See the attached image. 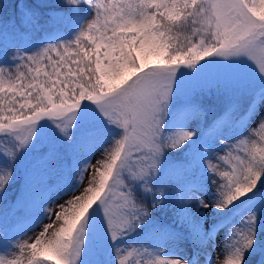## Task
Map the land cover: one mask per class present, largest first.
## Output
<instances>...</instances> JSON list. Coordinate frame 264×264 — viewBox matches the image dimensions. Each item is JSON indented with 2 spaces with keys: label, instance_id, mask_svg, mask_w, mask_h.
Returning <instances> with one entry per match:
<instances>
[{
  "label": "snow or ice",
  "instance_id": "6c2138e0",
  "mask_svg": "<svg viewBox=\"0 0 264 264\" xmlns=\"http://www.w3.org/2000/svg\"><path fill=\"white\" fill-rule=\"evenodd\" d=\"M68 3L87 4L96 17L88 27L91 35L81 32L76 37L78 49L82 39L90 40L91 47L85 45V50H78L70 58L73 66L65 68L68 58L60 54V46L49 45L35 55L17 52L12 57L18 62L17 74L7 87L2 74L12 68L0 67V134L15 137L16 151L28 145L35 125L44 118L60 120L56 122L58 129L69 136L74 113L85 100L94 103L109 124L123 130L122 137L114 143L115 150L110 147L105 151L106 159L96 162L92 186L60 206L34 243L18 244L22 250L30 248L33 255L42 249L54 264H76L81 254L82 223L96 202L105 209L113 240L131 220L147 217V210L133 199L130 185L121 179V173L126 172L132 180H145L155 174L162 147L176 148L180 140L191 138L192 134L182 132L180 140L169 137L168 143H160V115L167 106L178 62H184L185 53L193 57L188 59L187 67H195L206 56L247 57L264 75V0H109L108 3L68 0ZM24 17L33 22L28 10ZM174 22L191 25L192 36L186 47L178 46V37L169 26ZM53 51L60 56L59 60L47 56ZM41 57L51 65V71L43 72L42 78L38 67ZM21 68H26L27 73L21 72ZM22 131L26 133L24 138ZM259 142H264V121L228 152L227 159L235 161L231 171L221 172L218 164L209 162V170L215 175L219 173L224 182L225 206L248 195L264 176V148L239 154L241 145ZM233 151L237 155L232 156ZM6 154L15 158L12 151ZM225 159L219 157L220 161ZM9 179L10 173L0 176V191ZM148 190L145 184V191ZM54 228L55 240L41 239ZM239 242L236 252L218 264H242L243 251L254 243L251 222ZM131 254L128 252L127 257ZM117 255L119 264H126V255L121 257L119 250ZM163 264L183 262L172 260Z\"/></svg>",
  "mask_w": 264,
  "mask_h": 264
},
{
  "label": "rangeland",
  "instance_id": "374dc122",
  "mask_svg": "<svg viewBox=\"0 0 264 264\" xmlns=\"http://www.w3.org/2000/svg\"><path fill=\"white\" fill-rule=\"evenodd\" d=\"M34 1L44 6L57 0ZM101 2L108 3L109 0H101ZM15 3L17 8H24L27 5L25 0H16ZM95 18V12L91 10L83 17L79 29L70 38L58 41L46 39L37 48L23 50L20 55H35L49 45H59L60 54L68 58L65 68L71 67L73 65L70 58L76 56V37L81 32L85 36H90L88 27ZM32 21L34 26L40 29L39 23L33 18ZM174 24L170 27L174 36L178 37V46L186 47L188 38L192 36L191 25H182L180 22H174ZM33 34L35 37H45V33ZM82 45L90 48L91 42L88 39H82ZM47 56L55 60L60 58L56 51L47 53ZM190 58L193 57L185 53L184 62H178L179 67L173 78L169 101L160 115V143L162 145L168 143L169 137L180 140L182 132L192 134L191 138L187 141L180 140V146L176 148L162 147L155 174L148 176L145 180H132L126 172L121 173V179L130 185L132 197L134 192L138 191L146 197H151L156 205L161 204L165 197L150 193L155 180L167 168L171 151L178 150L193 154L194 150L198 149L196 170L174 178L175 182L182 184L179 188L180 197L174 198L183 209L182 225L178 230L166 233L162 238L153 241V251H143L135 246L127 245L122 236L132 233L131 229L134 226H142L144 229L153 227L154 218L148 214L139 221L131 220L130 225L121 229V234L113 240L105 209L100 202H96L90 207L82 223L81 254L76 264H119L117 250L121 257L124 255L127 257L128 252L132 253L126 258V264H131V261H141V264H163L165 261L172 260L182 261L183 264H218L219 261L228 259V255L235 253L240 247V236L247 231L250 222L254 243L249 250L243 251L242 264H264L259 249L260 246H264V191L257 199L248 200L242 203L240 208L235 209L249 195L264 186V176L257 180L248 195L225 206L222 195L224 182L219 178V173L215 175L208 167L211 162L218 164L221 172L231 171L235 161L227 159L228 152L239 140L248 138L252 130L258 128L264 121V75L247 57L225 59L219 56H206L199 60L195 67H187V61ZM17 63L12 58L6 65L0 64V67L12 68L11 72L5 70L2 74L5 87L11 80H15ZM33 67L34 69L37 67L36 62ZM38 67L41 70V78L43 72L51 71V65L45 57L39 58ZM20 71L27 73L28 70L21 68ZM32 74L35 75V71ZM253 95L257 97L255 105L241 128H233L226 124L216 134L202 138L203 126L208 119L217 114L216 112L206 113L199 106L202 101L217 106L216 111H219L233 102L251 98ZM188 104H195L196 110L186 114L167 128L169 114L174 109ZM56 122L49 118L38 121L30 142L19 151L15 149L18 142L13 135L0 134V176L10 173V179L3 191H0V260L3 264H9L13 260L20 261V264H33L36 257L46 254L41 249L33 255L30 248L22 250L18 244L34 243L44 226L54 219V214L60 206L65 205L73 196L82 195L87 187L92 186L96 162L105 160L107 156L105 151L110 147L114 151L115 141L123 135L122 129L109 124L97 106L87 100L82 101L74 113L73 126L68 130L71 139L60 132ZM92 133L104 136L101 146L78 148L80 139L85 134ZM25 136L26 133L22 131L21 138ZM261 148H264V142L241 145L239 154L242 155L249 149L254 151ZM7 151H12L15 158L9 157L6 154ZM235 155L237 152L233 151L232 156ZM223 156L226 159L220 161L219 157ZM67 162L73 165L67 168L65 165ZM35 165L49 166V172L45 178L47 183L43 186L48 191L47 195L34 209L9 214L12 202L20 193H24L25 189L33 185L30 179L34 178ZM98 181L97 176L96 184ZM108 183L111 185L112 180L109 179ZM145 184L148 191H145ZM34 185L37 186L36 183ZM114 190L118 191V189ZM227 213H230L229 219L221 220L220 217ZM56 230V228L49 230L41 239L55 240Z\"/></svg>",
  "mask_w": 264,
  "mask_h": 264
},
{
  "label": "trees",
  "instance_id": "16d2710c",
  "mask_svg": "<svg viewBox=\"0 0 264 264\" xmlns=\"http://www.w3.org/2000/svg\"><path fill=\"white\" fill-rule=\"evenodd\" d=\"M15 1L0 0V64L2 65H6L17 52L22 54L23 50L37 48L39 43L44 42L45 39L58 41L70 38L75 33L83 14L90 9L87 4L71 5L68 3V0H57L44 6L38 5L34 0H25L27 5L24 8H17ZM25 10H28L31 13V17L39 23L40 29L24 17ZM172 24L174 23H170L169 26ZM33 33L39 35L45 33V37H35ZM78 50L82 52L85 50L84 46L81 45L79 49L76 48L75 53ZM200 104L199 106L206 113H217L214 117L208 119L203 126V132L208 133L216 132L223 121H229L235 126H240L251 107L250 98L240 99L219 111H216L217 106H213L207 102L202 101ZM194 110H196L195 104H188L174 109L169 114L166 127H171L178 118ZM103 138L104 136L102 137L101 134H85L77 146L78 148L101 146ZM173 152L172 150L167 168L155 180L150 193L154 196H164L165 200L161 204L156 205L151 200V197H146L141 192L136 191L133 194V199L136 203L142 205L148 214L154 218L155 225L147 229H144L142 226H134L131 229L132 233L130 232L127 236H122L123 241L127 245L150 252L153 250L152 240L160 238L163 232L180 228L182 225L184 220L182 208L174 200V198L180 197L179 188L182 187V184L175 182L174 177L180 174H189L194 166V158L192 155L186 154V152L178 150L177 152ZM65 165L69 168L73 163L68 165L67 162ZM33 170L34 178L30 179L33 181V185H30L29 189H25L24 193H20L18 198L12 202L9 214L21 210H32L47 194V190L43 186L47 183L45 177L49 172V166L35 165ZM33 264H54V260L50 255L45 254L36 257Z\"/></svg>",
  "mask_w": 264,
  "mask_h": 264
}]
</instances>
